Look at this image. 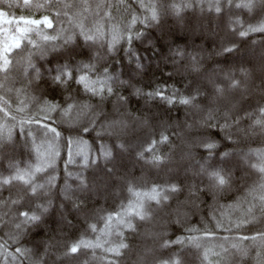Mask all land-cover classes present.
Returning <instances> with one entry per match:
<instances>
[{
    "label": "snow or ice",
    "instance_id": "6c2138e0",
    "mask_svg": "<svg viewBox=\"0 0 264 264\" xmlns=\"http://www.w3.org/2000/svg\"><path fill=\"white\" fill-rule=\"evenodd\" d=\"M138 7L140 14L129 11L121 18L116 17L114 11L123 12L126 8L124 0L115 4H109L108 0H95V3L92 0H0V158L7 161V167L0 170V193L7 191L9 194L7 199L0 195V229H4L0 236V264H25V261L47 264L50 255H55L61 264H72L87 256L89 251L96 258L97 249H102L105 254L99 258L105 264H123L124 258L134 251L128 236L136 235L141 224L151 222L154 212L168 207L171 198L181 191V184L174 176L162 181L145 179L139 183V178L123 175L119 177V187L128 195L117 208H89V194L98 185L97 178L86 175L84 170L93 166L99 168L102 159L105 164L103 178L111 181L117 175L118 156L132 146L118 136L114 145L118 152L105 144L100 145L95 157L91 150L86 154L80 151L82 170L75 176L68 174L75 187L69 179L60 186L62 200L71 201L76 212L83 214L80 235L61 242L60 249L55 252L52 251L55 245L45 246L42 252L39 245L27 247L25 239L30 230L39 227L54 204L51 194L57 187L58 178L49 174L46 181L40 182V174L53 167L60 156L61 141L68 149L66 164L75 162L73 137L70 135L65 140L62 131L55 126L57 118L78 133L87 134L90 126L95 128L89 117L98 115L97 108L113 97L118 103L127 104L128 97L122 90L128 89L131 95L144 99L149 112L156 108L167 113L179 106L186 114L199 117L190 123L186 119L185 125L180 127H186L189 132L194 128L203 130L194 141L187 142L189 151L185 156H191L193 147L207 154L199 162L198 175L207 180L210 188L223 190L230 186L232 167L229 165L237 155L257 176L247 186L243 204L238 205L240 214L235 220L229 219L242 234L224 237L225 243L218 245L220 251L216 247H204L197 253L201 264H223L230 251L233 255L245 256L249 248L257 249V264H264V147H251L257 139L264 145V0H138ZM190 7H199L201 11L207 7L218 16L227 12V26L231 35L239 40L226 38L220 47L221 54L236 55L241 43L247 42L253 52L259 48V63H253V69L241 64L238 74L235 70H221V75L210 74L204 70V59L195 49L189 52L186 48L173 46L169 47L172 70L165 73L167 79L141 84L136 78L145 73V57L140 55L136 43L143 41L145 47L152 49L155 44L140 26L158 27L168 16L182 20V14ZM236 10L245 13L247 19H241ZM61 17L68 28L63 27ZM89 17L93 18L91 23ZM186 26L193 30L196 27L195 24ZM253 36L261 39H249ZM98 45L103 48V54L97 50ZM120 51L124 52L128 64L134 66V75L127 80L105 62ZM50 52H58L59 58L54 67L42 71L36 61L44 59ZM253 70L260 73V84L256 88L259 98L254 104L245 106L241 101L252 91L249 81ZM45 74L51 86L63 94L62 101L48 97L46 93L29 95L33 85L39 90ZM24 82L27 87L23 86ZM73 85L76 86L74 93ZM33 108L37 111L35 116L31 115ZM25 112L29 114L21 115ZM135 120L145 130L136 138V160L151 169H168L173 160L171 152L167 151L174 145L169 134L172 125L167 120L157 122L147 115L137 116ZM33 122L43 129L46 146H37L31 128L25 130V124ZM17 127L19 133L14 135ZM107 127H119L123 131L128 124L119 120ZM208 129H219L223 136L215 139ZM19 135L26 141L32 137V145L38 154L35 163L22 165L12 154ZM100 135L97 131V136ZM75 142L77 146L87 144L82 137ZM242 142L249 144L246 152L229 150ZM109 164L112 167H108ZM66 226L72 227L73 221L66 220ZM221 226L222 220L217 218L216 227ZM188 231L197 230L190 228ZM205 235L212 233L206 231ZM242 241L251 244L243 245ZM155 242L156 247H145L136 252L134 264H188L185 244L198 249L202 247L196 236L172 240L166 233H157ZM211 257L219 259L213 261Z\"/></svg>",
    "mask_w": 264,
    "mask_h": 264
},
{
    "label": "trees",
    "instance_id": "16d2710c",
    "mask_svg": "<svg viewBox=\"0 0 264 264\" xmlns=\"http://www.w3.org/2000/svg\"><path fill=\"white\" fill-rule=\"evenodd\" d=\"M92 2L95 3V0H92ZM108 3H119V0H108ZM124 4L126 8L123 12L121 10L114 11L116 17L122 18V15H127L129 11L137 14L141 13L138 7V0H124ZM236 13L240 15L241 19H247L246 14L242 11L236 10ZM16 14L19 15L20 12L17 10ZM182 15V20L174 16H168L164 18L162 24L158 27L144 28L140 26L147 38L151 39L155 44V49H152L145 47V42L143 41L136 43V48L139 50L140 55L145 57V73L142 77L136 78L140 80L141 84H146L155 79H167L165 73L172 70L169 58V47L173 46L186 48L189 52L195 49L204 59V70L210 74L215 73L216 75H221V70H235L238 74V69L241 64H244L249 69H253V63H259V48L257 47L255 52H253L247 42L241 43L240 51L236 55L229 56L221 54L220 47L226 38L239 40V37L231 35V31L227 26L229 19L227 12L222 16H218L215 12H209L207 7L203 11L199 7H190ZM60 19L63 27L68 28L69 25L64 22V18L61 17ZM92 19V17H89V23L92 22ZM192 24L196 26L194 30L197 32L196 34H192V27L186 26ZM249 39L259 40L261 37L253 36ZM97 50L100 54H103V48L99 47V45ZM58 58V52H50L44 59H37L36 63L44 71L54 67ZM105 62L117 75L123 74L125 80L129 76L134 75L132 71L134 66L128 64L123 51L107 58ZM258 78L259 75H254L253 70L252 79L249 81L250 87L253 81ZM23 86L27 87V83L24 82ZM17 87H21V84H17ZM75 88L76 86L73 85V93L75 92ZM122 91L128 97V103H118L115 97L106 100L97 108L98 115L94 118L89 117V119L93 120L95 128L93 129L90 126V131L87 134L78 133L77 130L69 127L57 118L55 126L62 131L65 140L70 135L73 137L74 143L72 151L75 162L66 164L68 149L65 142L61 141L59 143L60 156L56 159L53 167L49 168L47 172L40 174V182L46 181L49 174L58 178L56 180L57 187L53 188L51 194V199L54 201V204L44 216L43 222L39 227L30 230L29 235L25 239V243L29 248H32L33 245H39L41 252L45 246L55 245V248L52 249L55 252L60 249L61 242L74 239L80 235V229L83 225L81 219L83 214L76 212L72 207L71 201L62 200L59 194L60 186L64 184L65 179H69V172L72 176H75L82 170L79 163L82 157L78 155L80 151L86 154L91 150L93 157H95L101 144L114 148L117 137L119 136L120 139L130 143L132 146L128 152L122 156H118L116 161L117 175L111 181L103 178L105 164L102 159L99 162V168L93 166L92 168L84 170L86 175L97 178L96 182L98 185L97 189L89 194V208H103L107 210L117 208L121 200L128 195L125 190L119 187V177L123 175L139 178V183H143L145 179L149 182L153 180L162 181L169 176H174L181 184V191L171 198L168 207L155 211L151 222L141 224L136 235L128 236V240L132 243L134 251L124 258L123 264H134L136 252L142 251L145 248L142 243H144L146 235H149L147 237H149L152 243L149 247H156L155 234L157 233H166V237L172 240H175L177 237L181 239H185L188 236L199 237L202 245L200 249L191 244H185L184 247L187 253L186 259L188 264H201L197 253L202 252L204 247H216V250L220 251L218 245L225 243L224 237L234 238L242 234L241 232H237L234 224L229 223V219L235 220L236 216L240 214L238 205L243 204L242 197L246 193L247 186L257 179V176L248 168V165L243 162L242 158L237 155L229 165L232 167V182L230 186L225 187L223 190L210 188L207 180L198 175L199 162L207 154L202 149L193 147L191 149V156H185V153L189 151L187 142L194 141L195 137L203 130L194 128L189 132L186 127H180L185 125L186 119L190 123L194 118L198 119L199 117L186 114L185 110L179 106L167 113L159 111L156 108H152L149 112L145 107L143 98L131 95L130 89ZM45 93L48 97H55L57 100L62 101L63 94L60 90L51 86L47 74H45L44 80L40 82L39 90H35V85L29 89V95L40 96ZM258 98L259 94H256L254 98H247V102L245 103L247 105L249 103L254 104ZM21 99H24V97H21ZM28 114V112H25L21 115L27 116ZM36 114L37 111L33 108L31 115L35 116ZM145 115L154 117L157 122L167 120L172 125V128L169 129V134L172 136L174 145L172 148L167 149L173 157L172 162L168 166L170 171L168 169H151L136 160V138L143 135L145 130L137 125L135 117H143ZM127 118L132 120L128 121ZM119 120H125L127 122L128 127L125 130L121 131L119 127H107L113 121ZM24 127L26 131L31 128L33 136L36 138L37 146L42 144L46 146L47 140L40 125L33 122L30 125L25 124ZM172 129H175V131ZM97 131L101 132L99 137L97 136ZM208 131L215 139L219 140L223 136V133L219 129H208ZM17 133H19V127L16 128L14 135ZM80 137L84 141H87V144L77 146L75 141ZM31 141L32 137H28L26 141L23 135H19L15 144L14 153L9 149V152L14 154L16 160L21 162L22 165L35 163L37 160L38 154ZM222 147H224L223 143ZM248 147V143L242 142L238 147L232 146L229 150L235 149L237 152L240 150L246 152ZM251 147H264V145H261L257 139L255 143H251ZM114 152H118V150L114 148ZM41 158H43L42 149ZM6 167L7 161L0 158V170ZM108 167H112V165L109 164ZM69 183L75 187V183L71 179H69ZM112 185H116L117 187H113ZM111 189H115V192L112 194L110 193ZM197 189L200 190L197 191ZM117 192L119 193L118 195L116 194ZM0 195L7 199L9 194L7 191H3ZM230 205L233 207L229 208ZM217 218L222 220V226L220 228L216 227ZM68 219L73 221L72 227L66 226V220ZM100 226H103L102 223ZM190 228L196 229L197 231L189 232L188 229ZM3 231L4 229H0V236L3 235ZM206 231L212 233V235L206 236ZM248 234L251 233L249 232ZM89 236L91 237L92 234L89 233ZM112 239L115 240L116 237L113 236ZM241 243L243 245L251 244L250 241H242ZM256 253V248H249L248 254L245 256H241L240 254L233 255L232 251H230L223 264H257ZM104 256L105 254L102 249H97L96 258L89 251L87 256L81 257L79 262H72V264H85V261H87V264H105L104 260L99 259ZM211 259L216 261L219 257H211ZM25 264H28V262L25 261ZM47 264H61V262L56 260L55 255H50L47 258Z\"/></svg>",
    "mask_w": 264,
    "mask_h": 264
},
{
    "label": "rangeland",
    "instance_id": "374dc122",
    "mask_svg": "<svg viewBox=\"0 0 264 264\" xmlns=\"http://www.w3.org/2000/svg\"><path fill=\"white\" fill-rule=\"evenodd\" d=\"M196 28V27H195ZM197 32H195L194 30H193V32H192V34H196ZM259 75L260 76V73L258 72V71H255L254 70V75ZM255 80V79H254ZM256 82V83H255ZM259 84H260V80H259V78L257 79V80H255V81H253V84H252V86H251V88H252V91H251V93L249 94V95H246V96H244L243 98H242V103L246 106L247 104L245 103V102H247V98H254V96H256V94L258 95L259 93L256 91V88L259 86ZM246 100V101H245ZM127 120L128 121H131L132 119H130V118H127ZM135 121V120H134ZM137 125H138V122H137ZM115 192V189H111L110 190V193L112 194V193H114ZM147 236H149V235H146L145 236V240H144V243H142L143 244V247H149V246H151L152 245V243H151V241L149 240V237H147Z\"/></svg>",
    "mask_w": 264,
    "mask_h": 264
}]
</instances>
